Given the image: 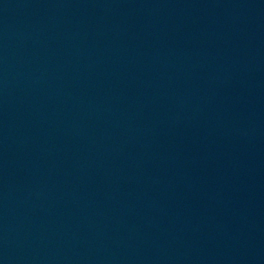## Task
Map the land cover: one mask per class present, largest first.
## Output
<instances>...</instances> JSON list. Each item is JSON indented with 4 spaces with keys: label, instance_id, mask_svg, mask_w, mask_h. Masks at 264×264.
<instances>
[{
    "label": "water",
    "instance_id": "1",
    "mask_svg": "<svg viewBox=\"0 0 264 264\" xmlns=\"http://www.w3.org/2000/svg\"><path fill=\"white\" fill-rule=\"evenodd\" d=\"M0 264H264V0H0Z\"/></svg>",
    "mask_w": 264,
    "mask_h": 264
}]
</instances>
